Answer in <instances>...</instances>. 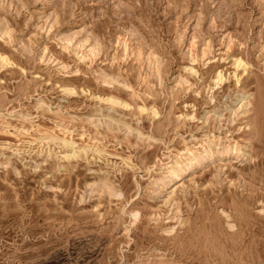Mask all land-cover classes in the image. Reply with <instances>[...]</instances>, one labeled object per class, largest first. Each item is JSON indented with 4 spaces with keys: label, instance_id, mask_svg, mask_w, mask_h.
I'll return each instance as SVG.
<instances>
[{
    "label": "rangeland",
    "instance_id": "374dc122",
    "mask_svg": "<svg viewBox=\"0 0 264 264\" xmlns=\"http://www.w3.org/2000/svg\"><path fill=\"white\" fill-rule=\"evenodd\" d=\"M0 55V264H264V0H0Z\"/></svg>",
    "mask_w": 264,
    "mask_h": 264
},
{
    "label": "bare ground",
    "instance_id": "6f19581e",
    "mask_svg": "<svg viewBox=\"0 0 264 264\" xmlns=\"http://www.w3.org/2000/svg\"><path fill=\"white\" fill-rule=\"evenodd\" d=\"M0 64H2L3 66H8L11 64V62L9 61V59L6 56L0 55ZM237 67L243 68L244 70H246L244 63H242L241 61L237 62ZM215 79H217V82L220 83L223 81L224 77H223L222 73H219L217 78H215ZM108 100L112 103H117L113 99H108ZM233 151L236 152V154L239 153L238 148L235 146L234 149H232L231 147H227L219 155L220 156H228L229 153L233 152ZM217 153H219V152H217L214 148H204L203 152L198 153V154L191 153L190 157L187 159V161H183V162L178 161L175 164H173L171 167H169L168 170L166 169L167 170V173H166L167 176L165 179L167 180L168 178H172V180H180V178L183 177L194 166L201 164L202 162L204 163V161L215 159V156L217 155ZM133 217L136 219L137 216L133 215Z\"/></svg>",
    "mask_w": 264,
    "mask_h": 264
}]
</instances>
